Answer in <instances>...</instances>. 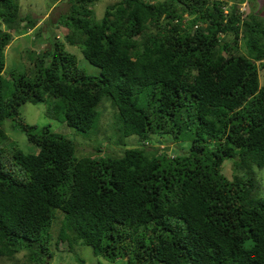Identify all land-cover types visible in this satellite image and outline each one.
Instances as JSON below:
<instances>
[{"label": "trees", "instance_id": "16d2710c", "mask_svg": "<svg viewBox=\"0 0 264 264\" xmlns=\"http://www.w3.org/2000/svg\"><path fill=\"white\" fill-rule=\"evenodd\" d=\"M95 1L67 0L56 25L63 41L41 38L32 77L10 70L6 82L11 32L36 19L20 15L18 0H0V257L22 250L27 264H47L59 212L54 246L88 245L110 262L264 264V196L254 175L264 167L262 18L241 17L237 3L246 0H116L95 18ZM63 43L77 45L99 75L85 74ZM45 98L66 126L94 135L96 107L108 98L106 132L141 145L77 155L71 139L21 116V104ZM5 120L34 153L9 140ZM152 135L188 144L169 156L161 140L147 143ZM225 159L230 179L220 172Z\"/></svg>", "mask_w": 264, "mask_h": 264}, {"label": "rangeland", "instance_id": "374dc122", "mask_svg": "<svg viewBox=\"0 0 264 264\" xmlns=\"http://www.w3.org/2000/svg\"><path fill=\"white\" fill-rule=\"evenodd\" d=\"M116 0H96L92 4V9L95 18H99L104 8ZM19 13L20 15H27L36 19L32 25L20 24V28L12 34L10 42L5 46L3 51L4 69L2 72L6 82L11 79L9 71H15L16 73H22L25 77L31 78L34 73L33 62L30 58L34 57L35 53L46 44L40 45V39L47 37L56 36L61 41L62 29L57 28L60 24L57 22V17H60L67 9V0H18ZM241 8V5H240ZM246 12H254L256 16L262 18L264 25V0H246ZM45 21L50 24L47 26ZM57 25V26H56ZM42 32V37L40 32ZM40 45V46H39ZM63 48L74 54L76 58L77 66L88 75H99L97 67L89 64L81 55L80 48L77 45H69L63 43ZM243 45L238 42V52H243ZM259 84H264V67H258ZM5 93H8V87H4ZM140 99L142 100L141 96ZM110 100L103 98L97 105L99 111V133L94 135L91 132L77 131L71 127L66 126L61 122L57 116L51 111L52 101L49 98H45L43 102L38 103H23L19 106V111L24 121L28 124H34L37 128L44 124H48L50 130L60 134L63 137L71 139L77 147V155L90 156L93 154V148H99L98 156L105 157L110 155H119L124 148L139 146L140 142L137 140L135 135L129 136H116L113 132H106V128L112 121L111 107L109 106ZM12 125V126H11ZM115 131V127H112ZM5 135L9 140L14 143L25 153H34L36 148L32 144L26 141L25 135L19 131L9 120H5L2 125ZM107 134V135H105ZM159 140L163 142L165 146L164 150L170 154H179L185 150L184 141L171 142V138L164 135L158 137L152 135L147 140L150 146L155 145ZM168 140V142H167ZM159 146L161 143H159ZM80 150V154L78 153ZM162 150V149H161ZM220 172L227 178L230 179L233 174L232 163L230 159H225L221 166ZM255 178L260 186L258 193L259 197L264 196V167L254 168ZM50 225V236H51V251L52 255L47 259V264H125L124 259L118 258L110 262L98 255L93 254L92 249L88 245L77 244L73 247L72 251H68L64 242H59L54 246V238H56L58 228L62 219V214L56 212ZM24 251L15 253L11 258L0 257V264H27L25 262ZM79 261H78V260Z\"/></svg>", "mask_w": 264, "mask_h": 264}, {"label": "clouds", "instance_id": "9594fccd", "mask_svg": "<svg viewBox=\"0 0 264 264\" xmlns=\"http://www.w3.org/2000/svg\"><path fill=\"white\" fill-rule=\"evenodd\" d=\"M238 4V10L241 12V17L243 18L244 17V15H246L248 12H246V10H244V8L246 7V2H242V3H237ZM240 5H241V8H240ZM14 32H11V37H12V34H13ZM10 42V41H9ZM4 69V68H3ZM3 72V71H2ZM2 74V73H1ZM3 76V75H2ZM4 132V131H3ZM163 146V144L162 145H160V148ZM171 154V153H170ZM169 154V156H172V155H170Z\"/></svg>", "mask_w": 264, "mask_h": 264}]
</instances>
